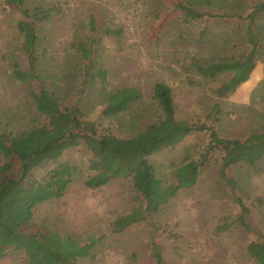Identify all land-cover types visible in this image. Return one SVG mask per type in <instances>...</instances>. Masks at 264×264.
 Returning a JSON list of instances; mask_svg holds the SVG:
<instances>
[{"label":"rangeland","instance_id":"374dc122","mask_svg":"<svg viewBox=\"0 0 264 264\" xmlns=\"http://www.w3.org/2000/svg\"><path fill=\"white\" fill-rule=\"evenodd\" d=\"M186 1L204 14L190 25L172 20L180 15L178 5ZM256 1L25 0L29 8H51L48 19L34 24L39 37L36 70L40 79L32 80L30 86L38 89L42 85L54 91L62 105L79 108L83 120L95 122L98 132L132 137L156 120L152 86L163 81L172 89L177 119L212 126L224 138H243L264 127V116L255 117L244 108L253 103L264 113V42L250 80L224 98L215 93L220 81L202 79L191 61L227 54L238 19L223 14L244 15ZM22 18L17 8L0 0V132L6 129L14 134L45 123L26 93L27 86L12 72L14 62L27 68L17 30ZM105 28L120 29V33L109 36L103 33ZM81 40L91 45L89 59L82 58L73 47ZM97 69L104 71L103 81L95 73ZM118 86H136L143 98L118 116L105 117L104 88ZM215 103L220 105L216 119L209 117ZM208 140V131H194L175 146L147 158L163 184H170L184 155L189 153L197 159ZM1 151L0 175L15 174L17 160ZM90 158L92 153L83 142L64 151L60 160L76 165L78 171L63 196L33 208L27 232L53 229L60 234L71 233L82 242L91 236L97 238L92 256L82 264H155L152 241L159 246L162 264H256L246 247L250 241H264V157L251 167L227 169V174L237 180L232 191L218 177L221 152L209 153L192 187L180 189L158 213L119 233L111 232L113 220L142 199L130 178L117 177L102 186L87 187L86 177L95 172L89 168ZM50 166L34 169V177L43 179ZM235 195H240L249 208V229L236 220L240 208ZM224 218L229 226L216 232V225ZM24 258L23 251L9 248L0 264H23Z\"/></svg>","mask_w":264,"mask_h":264},{"label":"trees","instance_id":"16d2710c","mask_svg":"<svg viewBox=\"0 0 264 264\" xmlns=\"http://www.w3.org/2000/svg\"><path fill=\"white\" fill-rule=\"evenodd\" d=\"M4 1L23 15L17 22V30L22 36L20 49L27 57V68L23 69L14 62L13 75L27 86L26 93L36 112L44 117L45 123L16 134L6 129L0 132L1 152L7 151L18 162L15 174L0 175V260L9 248L23 251V264H82L83 259L92 256V249L97 242L93 236L87 242H82L71 233L60 234L53 229L31 233L25 229L31 224L33 208L37 204L63 196L78 167L69 161H61L60 157L65 150L80 142L91 151L89 168L95 171L86 177L84 183L87 187L96 188L117 177L130 178L134 190L142 199L128 213L113 220L112 233H119L134 223L147 220L152 214L158 213L177 191L192 187L209 153L216 150L221 152L218 177L232 191L236 190L237 180L227 174V169L234 166L251 167L264 157V127L251 131L243 138H224L212 126L177 119L172 89L163 81H156L152 86L151 99L158 116L142 132L132 137H119L108 131L98 132L95 122L83 120L79 108L62 105L54 91L42 85L38 89L30 86L32 80L40 79L36 70L39 37L34 24L48 19L51 8L38 5L29 8L25 6V0ZM178 9L180 15L172 20L185 25L199 21L204 16L188 1L181 2ZM223 15L238 19L233 28L231 49L227 54L213 59L191 61V66L202 79L220 81L215 90L219 98L227 97L240 84L247 82L260 58L264 42V0L254 2L244 15ZM89 24L93 28V18ZM103 33L114 36L120 33V29L105 28ZM73 47L82 58H90L92 49L88 41H78L73 43ZM95 73L100 80H104L103 70L97 69ZM225 74L229 76L221 78ZM142 98V91L136 86L104 88L102 114L109 118L116 117ZM244 108L255 117L264 116L253 103ZM219 112L220 105L215 103L209 117L216 119ZM203 130L209 132V140L202 153L197 159L186 153L173 171V182L163 184L156 174L155 165L147 157L175 146L194 131ZM50 163L43 179H36L33 170ZM235 200L240 208L236 220L249 229V208L240 195H235ZM149 224L156 225L154 222ZM228 226L229 222L224 218L216 225V232L224 231ZM150 249L155 264H162L159 246L154 241ZM246 252L256 264H264V241H250Z\"/></svg>","mask_w":264,"mask_h":264}]
</instances>
